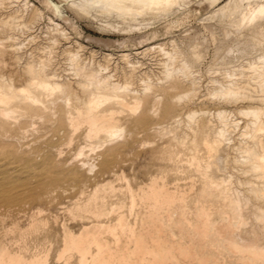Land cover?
Returning <instances> with one entry per match:
<instances>
[{"label": "bare ground", "instance_id": "obj_1", "mask_svg": "<svg viewBox=\"0 0 264 264\" xmlns=\"http://www.w3.org/2000/svg\"><path fill=\"white\" fill-rule=\"evenodd\" d=\"M179 1L80 0L70 6L76 13L98 7L128 18ZM218 2L203 0L199 10ZM214 12L228 22L221 29L205 26L213 49L199 95L209 45L197 29L167 39H158L156 30L141 33L128 38L138 45L135 52L97 57L28 0H0V222L10 223L8 237L14 214L38 198L33 189L42 197L72 190L80 196L70 213L85 224L76 232L65 227L58 262L225 264L232 258L264 264V0L247 11L244 5L228 15L223 7ZM61 20L72 25L68 17ZM199 96L213 107L196 104ZM44 128L69 144L79 134L94 157L78 153L83 157L68 168L15 148ZM144 136L157 142L150 155L158 161L146 182L133 186L121 172L114 178L122 184L102 180L85 193L97 170L108 169ZM179 152L188 155L192 172L184 185L172 167ZM32 212L17 247L11 238L0 243V264H49L48 251L28 254L26 237L47 223L38 217L41 210Z\"/></svg>", "mask_w": 264, "mask_h": 264}, {"label": "rangeland", "instance_id": "obj_2", "mask_svg": "<svg viewBox=\"0 0 264 264\" xmlns=\"http://www.w3.org/2000/svg\"><path fill=\"white\" fill-rule=\"evenodd\" d=\"M28 1L30 3H33L35 5V7H37L42 12L44 20H46V18L48 16V17L52 18L54 21L59 22L66 29H68L67 31H69L70 36H72L71 37L72 40H74V41L76 40L77 42H79V44L83 46L82 47L83 50L84 49L85 50H94L96 52L97 57L99 55H101L102 53H112V54L116 53L117 54L122 50L127 51V52H135L138 48V45L136 44L135 41H132V40L129 41L128 38L130 39L133 37H137L141 33H154V31L156 30L157 32H159L158 33L159 34L158 39H167V38H171V37L172 38H177V37L179 38V35L184 33V31L187 30L189 32V30L193 31V30L197 29L200 32L201 36L207 41V43L209 45V49H208L207 56H206L207 60L206 61L204 60V62L202 63V66H201V72H202L203 76H202V82L200 84V94L199 95H201L205 92L204 86L206 83V74H205L204 69L206 68V64L210 60V57L212 55V49H213V40H212L213 35H212L211 31L208 30L205 26L211 25L212 27H216V29H221V28H226L227 27L226 25L228 22L226 20H222V19L220 20L219 16L216 15L215 12L213 13V11L218 9V8L223 7V11L228 15L232 11L234 12L235 10H239L241 7H244V5H245L246 11H247L248 9H250V8L254 7L255 5H257L258 3H260V0H243L242 2H239L238 0H234V2L230 1V0H219V2L214 7L210 8L206 11V10H202V9L199 10V7H200L203 0H195V1L194 0H181L178 3H174L173 5L165 6L163 11L159 10L160 12L157 11V13H156L155 11H152V10H146L141 16L140 15H137V17L136 16H133V17L128 16V18H127V16H123V17L118 16L119 14L115 11H112V13H110V12H106L104 9H100L98 7H97L98 9L96 7L94 9L84 7V11H78V13H76L77 12L76 8H74L70 5L72 4V2L78 3L80 0H46V2H43L42 0H28ZM133 7L137 8V9L140 8L138 5H133ZM90 9L93 11V13ZM228 9H230V10H228ZM210 13H212V14H210ZM210 15L211 16L213 15V16L211 17ZM61 17L70 18L72 25L71 26L67 25V23L64 21H63L64 22L63 23L61 20ZM218 23L221 25H219ZM67 26H68V28H67ZM138 28H139V30H138ZM201 30H202V32H201ZM141 31H143V32H141ZM97 39L100 41H102V40H104V41L100 42ZM110 41H111V43H110ZM114 42H116L117 44ZM118 42H120L119 43L120 45L118 44ZM199 97H201V96H199ZM199 97H197V99L195 100L196 104L203 103V105L206 104L209 107H211V106L213 107V104L211 102H208L207 100H205L201 97L200 99L204 100V101H202L199 99ZM45 128L41 131L42 133L38 132V134H36L35 138H34L35 133H32L33 135L32 134L28 135V137L26 139H24L25 141L21 140V143H19L20 146H19V144H17V146L15 148L17 149V147L18 148L20 147L17 150L18 151L20 150L21 152L23 151L22 152L23 155H27V153L33 154V151H35V153H37V155L35 157L39 158V156L41 155V157L39 159L38 158H35V159L37 161L39 160L42 163L44 162L45 158L48 156L49 160H47V162L50 161V162L54 163V161H55L56 163H54V164H56V165L62 164L63 167H68V168L69 167L71 168V166L72 167L75 166L79 162V160L83 157V156H80L78 153H84V154L89 153V157H91V158L94 157V154L93 153L91 154V152L88 151L89 148L86 147V145H84V142H82L83 140L80 139L79 134H75L73 141L69 144V143H66V141L62 142L64 140H62L60 142V140L58 139V136L52 135L53 133L47 129L45 130ZM47 133H49V134L47 135ZM43 134H44V136L42 137ZM140 136H142V134ZM49 138H50V140H48ZM143 138H146V137L144 136ZM37 139H39V140H37ZM152 140H153L152 137H150L149 139L146 138V141L141 143L140 137H139V139L137 140L136 143L128 145L125 149H123L124 152L122 151L118 155V156H120L119 157L120 159H118V157H116L114 159V161H116L115 163H114V161H112L110 163L109 167H107L108 169L103 168L100 171L102 173L101 175H100V172L98 170L94 173V175L97 177V179H95L96 177L94 176L95 177L93 179L94 181L92 180L91 181L92 183L89 182L90 188H89V185L87 187L83 188L85 190V193L89 192V190L92 188V184L94 185V183H99L102 180L110 179V180H114V183L116 185L122 184L121 181H117L114 178L115 175L120 174L121 172H123L131 180V183L133 184V186L136 184L138 186V185H141V183L146 182L150 173L156 172L157 165H158V161L152 159V157L150 155L151 149L157 145V142H154V141H153L154 144H152L153 143ZM32 141H36V142H32ZM50 141L51 142L53 141L52 143L54 146L52 145V143ZM149 141L152 143L148 144ZM54 142H55V144H54ZM58 142H60V143H58ZM27 143L29 145H27ZM56 143L59 145H57ZM50 144H51V146H50ZM143 144H144V147H143ZM148 145H150V146H148ZM35 147H36V149L39 147L38 149L40 151H38V149L36 151ZM43 148H45V149L43 150ZM58 148H59V152H58ZM30 149L32 151H29ZM41 149L43 152L41 151ZM61 149L63 150V152ZM49 152L51 154L50 156H49ZM51 156L56 158V159L52 158ZM57 156H58V158H57ZM180 156H181V158H180ZM41 158H42V160H41ZM123 159H124V161H123ZM186 159H188V155L185 152H179L178 161L172 164L173 168H175L177 166L176 168L179 171V172L176 171L177 175H180V177L183 176L182 178H185V180L183 179L184 181L182 180V178L180 181H178V182H180L181 185L188 183L190 181V177L192 176V172L188 168V164H187ZM116 163H118V164H116ZM179 163H180V165H179ZM180 168L181 169L183 168L182 169L183 171H181ZM185 172H186V174H184ZM187 172H189V173H187ZM238 174L242 175L239 172H238ZM82 175L85 176L84 174H82ZM102 175H105V176H102ZM101 176H102V178H101ZM98 178H100V181ZM183 182H185V183H183ZM35 190L33 189V191L30 192V194L35 196V197H33V199L40 197L39 198L40 202H39L38 198L35 201L34 200L32 202L30 201V205L31 204L32 205L31 206L28 205L26 208H24V211L21 212V213H23V215L21 213L14 214L12 222H14L16 226L14 225V227L11 228L13 232L10 234V237H8L6 235V232H5L6 228L8 227L9 222L8 221L5 223L0 222V243L9 241L10 240L9 238H11V246L14 248L17 247V245L19 243H21V239L18 236L19 230H23V229H26L28 227L27 222L30 221L29 220L30 213H33L32 211L36 212L37 210H41L42 212H40L38 214V217L39 218L42 217L41 219L44 218V220H46L47 223L41 229H39V230H41V232L38 230L39 233L37 231V233H33L34 235L31 234L33 236L29 235L26 237L25 243H26V246H27L28 251H29L28 254H30L32 252L48 251V253H49L48 263L49 264H65V262L63 260H61V261L59 260V262L57 260V253H58V251L62 245L61 242H62V238H63L64 233H65L64 229L66 227L69 230L76 232L78 230V228H80L83 223L85 224V221H82L78 217H76V215H74L72 211H71L72 213H70V206H71L70 204L73 203L75 198L79 197L80 195L77 194V196H76L75 191L68 190L66 192H61V193L60 192L51 193V194H49L51 196L45 195V197H44V195H43V197H42V195L40 193H38L39 191L36 190L37 191L36 192ZM37 202H39V203H37ZM25 210L27 212H25ZM68 212H69V214H68ZM26 213H27V215H26ZM26 217H27V219H26ZM47 219H48V221H47ZM54 220H56V221H54ZM80 222H81V225H80ZM4 224H5V226H4ZM43 231H45V232H43ZM62 234H63V236H62ZM42 247H44V248L42 249ZM72 262L69 264H72ZM225 264H240V263L238 261L236 262V260H234L232 258H226Z\"/></svg>", "mask_w": 264, "mask_h": 264}]
</instances>
